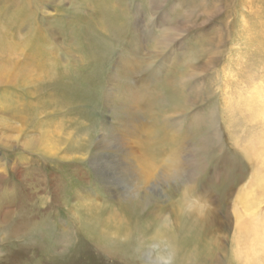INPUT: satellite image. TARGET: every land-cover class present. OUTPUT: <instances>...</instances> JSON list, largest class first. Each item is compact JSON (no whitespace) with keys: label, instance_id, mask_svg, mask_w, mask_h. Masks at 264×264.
Masks as SVG:
<instances>
[{"label":"rangeland","instance_id":"obj_1","mask_svg":"<svg viewBox=\"0 0 264 264\" xmlns=\"http://www.w3.org/2000/svg\"><path fill=\"white\" fill-rule=\"evenodd\" d=\"M97 1L0 0V264H263L264 0H205L219 6L206 17L179 8L192 14L182 32L169 30L171 0H132L152 35L137 105L118 59L135 38L92 81L83 39L102 32ZM179 85L182 112L152 106ZM107 152L100 178L92 161ZM47 215L52 252L7 241L10 221Z\"/></svg>","mask_w":264,"mask_h":264},{"label":"bare ground","instance_id":"obj_2","mask_svg":"<svg viewBox=\"0 0 264 264\" xmlns=\"http://www.w3.org/2000/svg\"><path fill=\"white\" fill-rule=\"evenodd\" d=\"M41 1L44 4H48L50 3L51 0H41ZM131 1L132 0H101L100 3L97 1L100 4L98 6V9L100 11L99 13L96 11V13L100 14V17L99 19H97L96 17L97 20L96 22H93L94 23L93 25L96 26L98 22L99 24L101 23L102 32H98V33L94 32L92 37L89 36L83 39L85 43L83 46V50L88 52L90 56V60L93 61L92 63L93 72L96 71L95 74L92 72V78H93L92 81H94V79H99L101 77L102 75L101 73L103 71L104 66L107 65V63H109L112 60L111 58L115 54L117 47L119 46L122 47L123 45H125V43L129 41L127 40L128 36L131 38H135L137 40V43L131 46L133 50H131V47H129V49L127 48L128 52H130L129 55L121 54L119 55L120 57L118 58L125 67V70L123 71V75L124 77H126L125 83H127V86L125 87V89L130 93L127 92L128 93L127 94L126 90L123 88L124 92L126 93V96H128V98L130 99L131 102L130 101L129 102L137 105L138 99L136 101V96H135L137 84L139 83L141 85H146L147 83L145 82L147 81L143 79H140V81L142 82L135 81L136 76L146 77V80H148L147 79L148 77L153 76L152 74L149 73L148 68H146L145 66L142 67L143 61L139 57L140 52L142 51L143 45H145L143 43H145L146 40L150 41L149 39L152 35L150 34L148 35V30L142 29L140 25V22L142 21H139V12L138 14L137 13L131 14L132 12L131 13L128 12L127 6H130ZM224 1H225L224 6H227L230 3H232L233 0H224ZM125 2H127L128 5ZM159 2H162V1L152 0V2H150V5H155ZM171 2H173L172 8L175 9V11L173 12V17L175 19H173L172 23L169 25L170 32H182L183 30H182V27L179 26V23L181 22V20H185V19H188L190 21L192 17V14L188 15L187 13H183L181 10L180 12L177 9L179 8L182 9V7H183V10L186 8L187 9L195 8L197 10V11L195 10V12L200 14V16L198 15V17H206V15H208V13L206 12V9L208 8L209 5L213 6V9H214L212 11L213 13L215 12V9L217 10V8L219 7L217 2L215 1H211L212 4L210 3L208 4V6L206 5L205 0H171ZM162 5H164L163 2H162ZM162 5H159L158 9H161ZM24 14L25 12H23V14H21L18 17V19L23 18L25 16ZM33 16H30V17H33ZM195 17L196 16H194L193 18ZM259 18L264 20V11H263V14L259 16ZM159 21L164 22V18H160ZM255 29L256 30L260 29L258 31L264 34V22L258 23ZM44 37L45 36H43L40 33H35L34 37L32 38L35 43H40L42 42V40H44ZM258 37H262V35ZM153 40H154L153 42L155 43L154 46L161 47V50H169L170 49L169 46H171L174 43V42L170 43L169 40L166 41L165 39H160V37L153 38ZM7 45L10 46L8 43H6L3 47L8 48ZM165 79L166 81L168 80V78H165ZM62 81L63 79L61 80V82ZM165 84H167V82ZM161 89L163 90L162 92L163 94L155 93L153 94V96L152 95L150 96V101H151L152 106L157 104L160 101H164L168 109H171L172 106H174V104L181 105V106H177L172 109L175 111L180 110L182 112L184 108L186 107V103H187V98H186V95L184 94L185 92L183 90V86L182 85H179L178 87L174 86L173 89H168V88L166 89L165 87H163ZM142 99H147V98L146 96H143ZM101 141H102L101 145H103L101 146L102 150L107 151V149L108 150L112 149L111 145H109V142L106 139V135H104L101 138ZM110 152H107L108 154L102 153L101 156L98 155L96 159H93L92 161V165H94L93 168H96V169L98 168V171H99L98 175L100 176V178L101 176H103L104 174L108 172L107 166L112 160L111 158L112 155ZM106 155H108V158L101 160V158L105 157ZM99 160L101 161L99 162ZM102 178H106V177H102ZM1 180H3V178H0V181ZM44 183H46V180H44ZM261 189L264 191V185H262ZM23 218L25 219H23L21 224L16 223L17 219L10 221L8 235L6 236L7 241L9 243H15L18 240H21V239L24 240V244L21 245V247L23 250L27 251L28 253L30 251H34L35 253L38 252L37 253L38 255L42 254V251H39L40 249L43 251L45 249H49L52 252L51 246L47 242L49 238V234L47 231L51 229V225L49 224V220L51 219L50 216L47 215V217L44 220L41 219L40 222H32L31 224L29 223L30 220L27 217L24 216ZM254 235L256 236V234ZM251 236H253L252 233H251ZM255 239L260 242V244L262 245L260 247L262 248V250H264V235H257ZM57 258H58V255H57ZM32 259L37 260L38 258L36 259V257H32ZM262 263L264 264V256H263Z\"/></svg>","mask_w":264,"mask_h":264},{"label":"clouds","instance_id":"obj_3","mask_svg":"<svg viewBox=\"0 0 264 264\" xmlns=\"http://www.w3.org/2000/svg\"><path fill=\"white\" fill-rule=\"evenodd\" d=\"M158 264H170L167 260H160L158 261Z\"/></svg>","mask_w":264,"mask_h":264}]
</instances>
